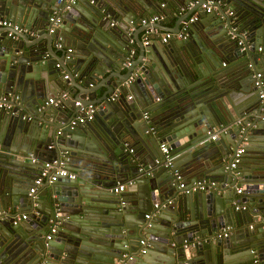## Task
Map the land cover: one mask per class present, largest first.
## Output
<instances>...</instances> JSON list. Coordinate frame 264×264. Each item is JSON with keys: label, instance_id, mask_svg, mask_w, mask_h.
<instances>
[{"label": "water", "instance_id": "1", "mask_svg": "<svg viewBox=\"0 0 264 264\" xmlns=\"http://www.w3.org/2000/svg\"><path fill=\"white\" fill-rule=\"evenodd\" d=\"M154 1L76 0L62 11L64 0H0V21L19 25L14 31L0 24V95L17 97L20 106L16 115L0 111V264H264V145H251L264 128V95L251 77L259 71L264 79V0H211L220 15L233 10L243 50L229 38V17L202 11L206 0H183L180 21L198 10L208 23L199 21L211 26L204 30L207 60L185 39L156 48L129 31ZM54 10L61 21L48 32ZM163 23L140 29H179ZM130 39L136 56H129ZM182 76L207 78L208 85L188 90L176 80ZM64 84L69 99L45 104ZM76 100L96 109L92 120L70 127ZM150 124L155 134L147 132ZM213 128L215 149L200 154ZM161 142L172 168L215 185L181 192L172 168L154 162ZM20 151L39 160L63 157L75 176L44 179L28 195L39 166ZM119 183L124 192H111ZM155 202L165 205L154 211ZM22 212L26 217L16 219ZM226 227L227 236L217 237Z\"/></svg>", "mask_w": 264, "mask_h": 264}, {"label": "built area", "instance_id": "2", "mask_svg": "<svg viewBox=\"0 0 264 264\" xmlns=\"http://www.w3.org/2000/svg\"><path fill=\"white\" fill-rule=\"evenodd\" d=\"M63 0H57L58 3H60ZM76 0H64V6L62 8V11L67 10L71 7L72 4L75 3ZM214 2H216L217 5L221 6V2L222 0H214ZM212 1L211 0H206L205 3L201 4V8L203 11L205 12H210L211 10H213L217 16L219 18H223V15H226L227 17L230 18V29L227 32L229 35L230 39H235L237 41V44L240 46V49L243 50L244 47L242 46L241 43V38L239 36V30H238V26L235 24L234 20H235V16H234V12L232 9L230 8H225V10L223 11V15H220L219 12L215 9L214 6H211ZM164 6V2L160 3V7L162 8ZM164 19V13L160 12V13H155L149 17L146 18H141L140 19V23L141 24H146V23H152L155 21H160ZM196 20H198V15L197 14H193L192 16H190L187 20H184L182 22V26L181 28H179L177 31H165L163 33L160 34V41L162 43H166L168 41L171 40H183L186 38L187 36V28L188 25L190 23L195 22ZM47 21L49 23V27H48V32H52L53 29L60 23L61 21V16L59 11H52L51 14L48 15ZM0 24L2 26H9L12 28V30H19V25L17 23L11 22L7 19H3L0 21ZM151 30H148L147 32H150ZM7 36H12V38L16 39L15 36L11 35L10 32L6 33ZM240 35H243V33H240ZM143 43L147 44L148 40L146 39V36H144L143 39ZM58 46V44H57ZM259 47L257 48V51H259ZM67 52H71V48H67L66 49ZM67 57V56H65ZM127 64V63H126ZM224 64V62H222V65ZM55 66H58V64H55ZM252 80H253V85L257 88H259V97L261 98L264 95V79L261 78V73L259 71H255L252 75ZM62 78H66V75L64 74L62 76ZM130 79H127L123 85H127L130 82ZM68 92L66 90H58L55 96H51L49 98H47V100L44 102L45 104H53L54 106H57L59 104H61V102L65 101L68 98ZM120 93L119 89H115L113 91V93L108 97V100H114L115 97H117V95ZM129 97V96H127ZM16 98V97H15ZM15 100L14 98H11L9 100H7L5 97H3L2 95H0V111L5 112V113H10V114H15L16 112V108H15ZM73 105L76 107L77 111L76 114L74 115V117L70 120L69 122V126L73 127V126H77V125H82L87 121L92 120L93 118V113L95 112L96 107L93 106L92 104L89 103H83L81 100H76L74 101ZM148 111H144L142 112V118L143 119H147L148 118ZM26 117V116H23ZM27 119H29V116L26 117ZM239 122V120H238ZM149 133L154 134L155 130L153 126H149L148 130ZM210 139L214 140L216 138V134H210L209 136ZM243 143V142H242ZM239 144L233 151L232 155H231V160L229 162V168L234 169L236 168L237 164L240 161V158L242 156V153L244 151L243 145ZM49 147V146H48ZM159 151L162 154L161 159L160 160H155L154 162L156 164H159L161 166H163L164 168H172V157L169 153L168 150V146L166 142H161L159 144ZM25 158H28V160L30 161V163L33 164H37L39 166V170H38V175L33 179L31 186L28 189V195L32 194L35 189L43 182L44 179H46L48 182H52L54 180L57 179V177L59 176H67L69 178H74L75 174L73 172H70L67 170V168L65 167V163H64V158L60 157L58 159H48V160H39L36 159L34 157H30V154L23 156ZM172 175H173V179L176 181V188L180 189L181 192L183 193H188L190 191H203V190H208L211 187H213L215 185V182L212 180H199V181H192V183L190 185H187L184 181L183 178L181 176V173L176 169V168H172L171 170ZM237 175V173H235ZM125 188V184H117L114 187L110 188L111 192L114 193H118V192H122ZM242 188L241 187H236L235 188V192L237 194L241 193ZM166 204H169V201H166ZM164 204H160V203H153L152 204V208L154 211H157L159 209L160 206H163ZM241 208L243 209L244 206H241ZM235 209H237V206L235 207ZM151 214H145L144 217H149ZM26 217V214H20L18 216H16V219L20 220V219H24ZM262 230L264 231V225H262ZM55 232V225L50 226V228L47 230L46 233H44L43 240L47 241L50 240L52 235ZM229 233V227H226L222 230L221 233L216 234L217 237L220 236H227V234ZM142 244L143 242L140 241ZM141 252H143V250H141ZM253 263H257V259L254 258Z\"/></svg>", "mask_w": 264, "mask_h": 264}, {"label": "crops", "instance_id": "3", "mask_svg": "<svg viewBox=\"0 0 264 264\" xmlns=\"http://www.w3.org/2000/svg\"><path fill=\"white\" fill-rule=\"evenodd\" d=\"M146 1L149 2L150 0H146ZM151 1H153V0H151ZM162 2H164V6L161 8L160 7V3H162ZM182 2H183V0H155L152 3L153 5L146 7V11L143 14H138L137 16L134 17L133 22H132V26L129 27V31L130 32L131 31H134V32L136 31L137 37L140 39L142 44H144L143 43V39H144V36H146V39L148 40V43L146 44L147 46L153 44V45L156 46V48L161 47L164 43H162L160 41V38H159L160 34L165 32V31H168V30H164V29H162L160 27H149L148 29H145V30L140 29V25H141L140 19L149 17V16H151V15L157 13V12L158 13L163 12L164 13V19H163L164 20V23H163L164 27L174 29L175 23H178V28H181L183 21H180L178 19V17L181 14H184L186 12V10H187V6H185L186 3L183 2L184 4H182ZM222 5H225V4L224 3L222 4V2H221V6ZM189 6H191V5H189ZM228 8H230V7H228ZM193 14H197L198 15V20H196L195 23H193V24H196V25H193V24H189L188 25L187 36L185 38V41L187 42L189 47L192 48L193 51H195L196 54L201 55L205 60H207L205 54L208 53L207 51L209 49V46L207 45V42H206L205 37H204V32H205L204 30H207L206 28H209L211 26H210V24L206 25L208 23V19H206L207 20L206 21L204 15H201L200 11H198V10H194L185 20H187ZM215 15H216L215 17H217L216 13H215ZM199 20H202V21L206 22V24L201 23ZM148 30H151V31L147 32ZM173 41H175V40H171V41H168V42H173ZM129 43L132 46V49H131V51L129 53V56H131V55L132 56L133 55L136 56L137 55V51H138V47H137L136 43L134 42L133 39H130ZM56 47H57V45H56ZM56 47H53L52 49L54 50ZM68 48H71V47H68ZM145 54H148V52L146 51ZM151 56H154V55L151 53ZM223 61H225V60H223ZM200 64H201V68L206 71L207 64L204 65V64H202V62ZM235 72L236 71L234 69H231L230 70V74H228L226 76L223 75L222 78H221V83L226 82L228 80V78H230L231 75H233ZM174 78H175V76H174ZM197 78H198L197 76L193 77L192 79L189 78V77L182 76L181 78L176 79V80H178L180 82L179 84H181L182 87L188 88V90H199V89H202L203 87H206L208 85L207 82H206L207 78L205 79V81L204 80L197 81L196 80ZM67 89H68V86L64 84V86H61L58 90H66L68 92ZM68 99H69V95H68V98L65 101H67ZM14 100L16 101L15 102V106H16L15 107L16 108L15 109L16 110L15 115H16L20 111V106H19L18 98L16 97V98H14ZM152 105H154V104H152ZM146 111H148V108L146 109ZM26 113L27 112L24 113V116H27ZM236 123H238V121H236ZM150 126H153V125L150 124ZM211 134H216V138L214 140H212V139L209 138V136H210L209 135L206 138V140L203 143L200 144V145H202V150H200V154L213 152V150L215 149L214 141H216V139H217V132H216L215 128H213V132ZM256 137L259 140L254 141L253 143H251V145H257V146L264 145V128H263V132L261 134H259V135H256ZM241 143H242V145H246V143H247L246 139L243 138V140L239 144H241ZM18 155L21 156V157L20 156H18V157L24 158L25 160H28L27 158L23 157V156L28 155V154H25L24 152L20 151V152H18ZM35 166H37V164H35ZM181 176L183 178V181L187 185H190L192 183V181L202 180L201 178H197V179H194V180H189V179H193L192 176H186L184 174H181ZM119 184H124V183H119ZM237 187L243 188L241 186V184L237 185ZM124 190H125V188H124ZM124 190L122 192H124ZM20 214H25V213L22 212V213H19L18 215H20Z\"/></svg>", "mask_w": 264, "mask_h": 264}, {"label": "trees", "instance_id": "4", "mask_svg": "<svg viewBox=\"0 0 264 264\" xmlns=\"http://www.w3.org/2000/svg\"><path fill=\"white\" fill-rule=\"evenodd\" d=\"M223 4V3H222Z\"/></svg>", "mask_w": 264, "mask_h": 264}]
</instances>
